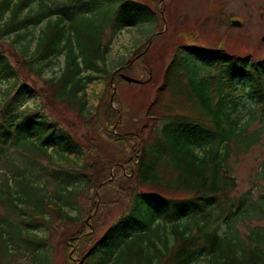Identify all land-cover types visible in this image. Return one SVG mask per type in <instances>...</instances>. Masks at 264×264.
Segmentation results:
<instances>
[{"label":"trees","instance_id":"1","mask_svg":"<svg viewBox=\"0 0 264 264\" xmlns=\"http://www.w3.org/2000/svg\"><path fill=\"white\" fill-rule=\"evenodd\" d=\"M161 6L162 0H0V42L14 36L12 42L22 46L21 42L32 36L30 28L46 21L23 62L41 77L63 58L60 73L44 80L45 88L35 90L50 106L62 103L82 114L86 112V87L106 80L97 114L86 115L92 126L97 123L93 130L98 134H92L85 148L68 130L46 119L38 105L27 104L29 88L18 80L0 47V82L7 88L0 94V264H8L16 254L27 255V264H54L53 248L37 235L49 231L52 217L64 228L78 226L63 239L70 253L67 263L89 264L92 260L93 264H107L115 247L127 237L128 224L139 238L152 232L151 238L145 243L141 240L136 248L134 264H196L203 259L206 264H264V227L242 238L233 226L245 225L253 216L264 221L263 195L252 208L246 194L232 196L239 187L234 165L262 145L264 138V59L259 62L250 57L259 54L255 47H246L245 39L224 36L217 43L199 41L196 32L172 39L171 59L157 96L142 109L141 122L153 128L149 141L138 130L122 131L131 129L132 110L123 104L120 89L124 84L137 87L144 83H126L119 75L136 80L133 57L123 59L113 77L105 57L121 31L159 26ZM148 43L136 49L134 56L143 58L140 65L160 57L159 46L150 56ZM27 49L24 44L21 56ZM142 67L150 71L146 65ZM112 86L116 87L113 102L119 113L110 104ZM162 92L170 103L164 105L166 115L153 111L160 105ZM119 144L122 163L108 162L115 158L112 154H103L102 165L92 162L99 152ZM74 151L87 157V167L97 176L92 178L85 173V166L75 163V157H70ZM115 163L119 166L110 179L109 168ZM57 165L59 170L43 172ZM41 175L47 179L37 186ZM256 178L264 180V161ZM134 179L156 191L132 192L128 184ZM76 182L94 190L111 188L93 192L94 207L82 222L64 210L74 208V196L79 194L72 187ZM48 186L52 187L51 197L44 192ZM132 194L136 213L130 211L109 225L85 251L91 238L87 233L95 227L92 222L98 224L99 216L106 212L108 216L117 205L124 206ZM222 225L225 231L219 233ZM13 243L17 244L15 252Z\"/></svg>","mask_w":264,"mask_h":264},{"label":"rangeland","instance_id":"2","mask_svg":"<svg viewBox=\"0 0 264 264\" xmlns=\"http://www.w3.org/2000/svg\"><path fill=\"white\" fill-rule=\"evenodd\" d=\"M50 1L52 3H56V1L68 3L71 0ZM162 2L164 6H161L163 18H161L159 21V26L155 27L154 29L147 25L138 26V28H130L121 31L111 42L110 51L105 57V66L109 72L120 66L123 59L126 60L131 57L132 60L133 57L131 62V65L133 66V76L142 82L144 81V84L137 87H131L124 84L120 89L119 96H122L124 101L123 104H127L132 110V122H130L131 129H122V131L131 132L138 130V132L141 133L147 142L149 141L150 131L152 132L153 128H150L151 126L146 124V122H141V117L144 115L142 109L147 108L148 105L154 100V97L157 96L156 89L160 87L163 71L171 59L172 51L169 48V43L172 42V39H183L185 35L193 32H196L198 37L197 39L199 41L203 40L207 41L208 43H217L218 41H221L223 36L229 40L238 38L242 40L245 39L249 44L246 47H255L259 51L258 55H251L250 57H252L254 60H259V62L264 59V40H262V38H264V0H162ZM231 21H239L240 25L235 27L234 25L230 24ZM45 24L46 21L38 25L36 28H30L32 36L21 42L28 44V49L26 50L25 55L21 56L22 46L24 44L21 46L20 43L18 44L12 42L14 36H9L8 38L4 39V43L1 41L0 47H2L3 51L5 52L4 54L6 56V60L18 77V80L29 88L28 92L30 95L27 99L28 105L30 107L38 105L46 119L57 122L59 128L62 130H68L77 143H79L82 147L87 148L92 134L98 133L96 130H93L97 123L92 126V122H89V118H87L86 115L88 112H90V115L97 114V108L99 107L100 102L99 99L103 94L106 80H97L86 87L84 92L86 100V112L84 111L82 114L76 113L74 111L75 109L67 108L62 103H53L52 107L49 105V103L45 102L35 90H41L45 88L46 82H44V80L60 73L63 58H58V64L52 69H45L41 77L36 76L35 72L28 68L23 62L24 59L29 57L34 49L36 41H32V39L37 37L39 31L45 27ZM164 27H166V29H164ZM153 32L156 34L153 36L152 40H148L149 37L152 36ZM158 33H160L159 38L155 37L156 35H159ZM148 42L149 44L147 45V48L149 45H151L149 51L152 54H150V56L155 55L154 50L159 46L160 57L157 56L158 58L153 61L155 59L154 56L152 62L147 63L146 61L145 64L140 65L139 63L141 59L143 60V58L134 56L138 52L136 49L137 47L139 48V46H142ZM224 45L226 48L228 47V44L225 41ZM253 59H251V61H253ZM145 65L148 67V69H150L149 72H146L143 69L142 66ZM11 83L12 82L7 84V87L10 86ZM4 87L5 84H3V81L0 82V94H2V92L7 89ZM14 87H16V84ZM159 99L158 105H161L162 103V106L160 107L159 105L158 109H156V106H154L153 111L166 115V113L163 112L164 105H170L166 93L162 92ZM117 106L118 104L114 103L113 109L117 110V108H115ZM246 109L247 106L243 109V111H246ZM175 111L179 113V110ZM98 121L101 120L98 119ZM112 132L116 134L117 129L112 127ZM121 147L122 145L120 144L116 147H108L109 149H105L104 152H99L96 157V161L92 162L100 163L102 165L103 161L105 160V154H112L111 156L115 157L110 159L108 162H120L119 154L121 152ZM70 157L73 159L75 157L74 161L76 164L85 166V173L91 174L92 178L93 176H97V173L93 172L91 167H87L89 165V161L84 154L79 156L77 152L74 151L70 154ZM54 160L59 161L57 158H54ZM42 161L43 164H46V160L43 159ZM163 161H161V163ZM262 161H264V138L262 145L256 146L251 152L242 157L239 162L236 163V165H234L233 173L236 174L238 178L239 187L232 193V196L241 197L246 194V196L249 197L250 208L254 207L256 203H259L260 197L262 195L264 196V180H259L256 178V170ZM59 165L61 168L66 167L65 163H59ZM59 165H57L55 168L49 166L48 169L44 170L43 172L50 173L52 170H59ZM117 166H119L118 163H115V165L112 164L110 166V179L114 177V172L116 170L115 168ZM49 173L46 174L47 177ZM46 175H41L42 177L39 178L40 181L37 183V186H42V184H44L47 179ZM102 177L103 175L99 177V180L102 179ZM72 187L79 194L74 196V202L72 205L74 208H64V210L67 211L71 216L79 217L81 222L89 217L91 210L94 207L93 192L99 194L103 193L105 190L108 192L111 189L104 187L102 190L100 188L98 190H94L89 186H85V184L82 182H76L74 185H72ZM125 187H127V185ZM128 188H130L132 192L146 191L153 193L156 191L155 188L151 189L150 187L139 185L136 179L132 180L128 184ZM51 191L52 187L48 186L44 190L45 195L51 197ZM132 196L133 194L129 196L130 198H128L124 206L117 205L110 209V214H108V216L107 212L104 217L99 216L97 219L98 224L92 222L93 220L91 221L95 227L90 231V233H87V235H90L91 238L85 247V251L90 247L94 240H97L102 235L104 229L109 225L120 221L130 211L132 215L136 213V209L134 208L135 206L132 205ZM97 206L98 203L96 201V207ZM2 213L3 210L0 209V217L3 215ZM253 215L258 214L252 213V216ZM50 220L51 225L48 228L49 231L42 230L37 232V235L38 237L43 236L46 238V241L53 248L54 254L52 253V256L54 258V264L57 261L60 262V264H77L78 261L76 260L69 263L66 262L67 259H69V261L71 259L69 256L70 253L68 252L63 239L65 234L74 232L77 230L78 226L64 228L59 225L56 217H52ZM78 225L80 226V223ZM126 225L128 235L118 246L115 247L114 254L110 257V260L107 262V264H128L129 262L134 264V256L139 243L141 240H144L145 243L146 238H151L152 236L151 231H146L144 232L146 236L143 234L142 238H139L137 236L136 230L132 231L130 226H128V224ZM233 226L238 229V234L244 238V234H251L253 231L258 230L262 231L261 229L264 227V221H262V219L258 220L255 216H253L250 220L245 221V225L235 223ZM225 228L226 226L222 225L220 227L219 233H223ZM15 245L17 244L15 243L11 248L13 252L17 251ZM75 257L79 258V255H75ZM26 259L27 255L23 254L22 256H19V254H16L8 264H27ZM89 264H93L92 260ZM196 264H206V261L203 259Z\"/></svg>","mask_w":264,"mask_h":264},{"label":"water","instance_id":"3","mask_svg":"<svg viewBox=\"0 0 264 264\" xmlns=\"http://www.w3.org/2000/svg\"><path fill=\"white\" fill-rule=\"evenodd\" d=\"M232 24H233L234 26H239L240 23L237 22V21H234V22H232ZM262 40H264V38H262ZM121 77H122L126 82H130V83H138V81H136V80H134V79H132V78H129V77H126V76H123V75H121ZM114 92H115V88H114L113 91H112L111 101H112V99H113Z\"/></svg>","mask_w":264,"mask_h":264},{"label":"bare ground","instance_id":"4","mask_svg":"<svg viewBox=\"0 0 264 264\" xmlns=\"http://www.w3.org/2000/svg\"><path fill=\"white\" fill-rule=\"evenodd\" d=\"M28 104V103H27Z\"/></svg>","mask_w":264,"mask_h":264}]
</instances>
